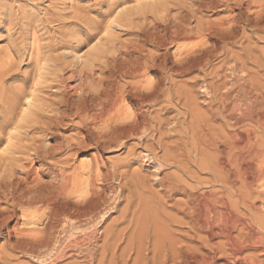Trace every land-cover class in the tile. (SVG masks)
<instances>
[{
    "label": "bare ground",
    "instance_id": "6f19581e",
    "mask_svg": "<svg viewBox=\"0 0 264 264\" xmlns=\"http://www.w3.org/2000/svg\"><path fill=\"white\" fill-rule=\"evenodd\" d=\"M41 1L0 3V264H264V0Z\"/></svg>",
    "mask_w": 264,
    "mask_h": 264
},
{
    "label": "rangeland",
    "instance_id": "374dc122",
    "mask_svg": "<svg viewBox=\"0 0 264 264\" xmlns=\"http://www.w3.org/2000/svg\"><path fill=\"white\" fill-rule=\"evenodd\" d=\"M14 3H13V2ZM51 1H53V0H50V1H48L49 3L48 4H50V2ZM86 1V0H85ZM5 2H8V3H5ZM0 3H2V7H10L11 6V4H12V7H14V11H16V12H19V14L21 15H24V18H27V16H28V18L29 17H34V18H38V19H44V17H45V8H46V6H47V2H45V3H43L41 0H40V2H39V0H37V1H31V0H18L17 2H15L14 0H0ZM16 3V4H15ZM20 4V6H19V4ZM33 3V4H32ZM56 3V2H55ZM16 5H18V6H16ZM43 5V6H42ZM132 4H130V6H131ZM134 5V4H133ZM132 5V6H133ZM127 6H129V5H127ZM129 6V7H130ZM45 7V8H44ZM16 9H18V10H16ZM44 9V10H43ZM20 10H21V12H20ZM57 11V10H56ZM44 12V13H43ZM42 15V17H40ZM219 18L221 17V15H217ZM217 16H214L213 17V19H216L217 18ZM7 26H8V24L7 25H5L4 26V31L5 32H0V56L1 55H5V50H6V47L5 46H7L8 45V41H7V39H6V35H7V29H10V27H8L7 28ZM53 26V25H52ZM51 27V26H50ZM50 27L48 28V30H47V35L49 36V34H51L50 36H52L53 34V31H52V27H51V29H50ZM49 31H51L50 33H49ZM6 34V35H5ZM39 35H41V33H36V35L34 34L33 36H31L30 37V39H28L27 40V42H26V45L27 46H29V45H32V44H34V43H39L38 41H40L41 43H44L43 41H42V39H40V38H38V36ZM121 36H122V38L123 37H125V35L123 36V34L121 33L120 34ZM36 36V37H35ZM126 38V37H125ZM125 38H123V39H125ZM4 48H5V50H4ZM8 49V48H7ZM8 51H6V53H7ZM30 63H29V59L27 60V61H25L24 63H23V66L21 67V69H20V72L21 73H25V71H27V67H28V65H29ZM12 82V81H11ZM13 83V82H12ZM32 135V134H31ZM36 136H38L39 137V135H36ZM41 136V135H40ZM42 137V136H41ZM53 143V142H52ZM51 143V144H52ZM123 152L124 151H121V152H118V153H115V154H112V155H110L109 157H117V156H119V155H121V157H124V155L125 154H123ZM89 157H83V158H81L80 160L81 161H84V162H87V161H89ZM79 160V161H80ZM37 167H39L38 165L37 166H35V168H37ZM149 169V170H148ZM148 170V171H147ZM145 171H147V173H151L152 172V170L150 169V167L148 168H146L145 169ZM150 171V172H149ZM114 216H117V215H114ZM1 244L3 243V242H0ZM0 244V245H1ZM22 261H25L24 259L22 260ZM27 261V260H26ZM28 262V261H27ZM219 263H222V264H227L224 260H221Z\"/></svg>",
    "mask_w": 264,
    "mask_h": 264
}]
</instances>
